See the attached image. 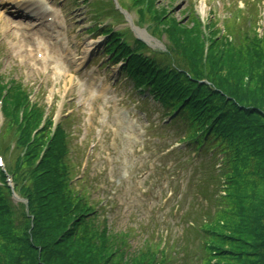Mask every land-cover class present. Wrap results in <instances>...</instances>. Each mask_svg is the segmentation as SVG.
Listing matches in <instances>:
<instances>
[{
  "label": "trees",
  "instance_id": "1",
  "mask_svg": "<svg viewBox=\"0 0 264 264\" xmlns=\"http://www.w3.org/2000/svg\"><path fill=\"white\" fill-rule=\"evenodd\" d=\"M140 1L135 5L145 8ZM150 2L145 9L154 15ZM236 22L224 42L206 37L199 22L190 29L175 22L161 31L170 47L158 60L127 51L123 69L134 86L174 112L171 123L183 125L191 148L220 157L210 211L185 232L189 243L191 234L199 242L196 252L188 250L198 264H264V34H255L257 18ZM114 44L109 51H122ZM139 49L146 51L140 43ZM5 85L0 100L9 135L0 153L14 162L6 172L26 204L12 203L0 170V264H167L161 241L156 250L131 255L129 234H112L99 221L86 192L73 183L64 124L53 129L44 107L31 104L21 84ZM11 133L16 140L9 150Z\"/></svg>",
  "mask_w": 264,
  "mask_h": 264
},
{
  "label": "rangeland",
  "instance_id": "2",
  "mask_svg": "<svg viewBox=\"0 0 264 264\" xmlns=\"http://www.w3.org/2000/svg\"><path fill=\"white\" fill-rule=\"evenodd\" d=\"M134 1L119 0L128 12L118 21L95 19L94 10L84 0H52L58 20L51 25L30 17L9 18L0 7V83L6 88L12 81L21 84L27 93L32 92L33 101L54 108L57 121L73 113L68 126L75 135V177L84 176L82 189L99 211V221H107L109 232L129 234V253L149 246L156 250L163 238L167 264H198L188 250L196 252L199 242L192 234L193 244L184 239V229L204 209L210 211L206 207L215 197L211 189L218 155L211 160L210 151L187 147L183 141L187 133L180 123H169L161 105L150 97L143 101L130 81L117 78L121 62L103 67L102 37L89 31L112 23L113 29L128 30L153 54H164L170 46L161 31L175 22L189 29L199 22L206 37L212 34L224 42L231 37L227 31L231 32L232 22L240 21L243 26L245 19L258 17L255 34H261L264 0H244L245 4L241 0H147V4L141 0L147 10L150 1L154 3V15L143 6L144 12L139 14ZM113 3L117 5V0ZM58 13L64 17L59 18ZM156 15L159 22L153 21ZM52 29L51 34L58 36L50 35ZM90 40L93 45L83 55V46ZM42 52L46 57L39 60ZM98 56L101 58L94 62ZM203 68L205 75L208 71ZM4 121L0 106V142H6L9 135ZM15 140L11 133L9 150ZM86 152L89 159L84 168ZM3 156L10 169L14 162ZM14 195L13 202L22 201ZM216 215L214 221L220 213Z\"/></svg>",
  "mask_w": 264,
  "mask_h": 264
},
{
  "label": "bare ground",
  "instance_id": "3",
  "mask_svg": "<svg viewBox=\"0 0 264 264\" xmlns=\"http://www.w3.org/2000/svg\"><path fill=\"white\" fill-rule=\"evenodd\" d=\"M28 2L32 5V4H35V2H33V0H28ZM16 6L18 7V11H21V15H24L22 12H26L24 9H23V6H20L19 7V4L18 3H16ZM24 6H27V5H24ZM29 15V14H28ZM90 43H88V44H85L84 45V54L89 50V48H90Z\"/></svg>",
  "mask_w": 264,
  "mask_h": 264
}]
</instances>
